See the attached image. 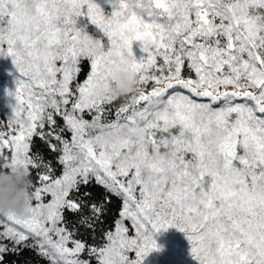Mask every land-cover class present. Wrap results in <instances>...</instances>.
<instances>
[{
  "label": "snow or ice",
  "instance_id": "snow-or-ice-1",
  "mask_svg": "<svg viewBox=\"0 0 264 264\" xmlns=\"http://www.w3.org/2000/svg\"><path fill=\"white\" fill-rule=\"evenodd\" d=\"M105 3L0 0V170L32 195L0 214V264H144L169 229L195 264H264V0Z\"/></svg>",
  "mask_w": 264,
  "mask_h": 264
},
{
  "label": "rangeland",
  "instance_id": "rangeland-1",
  "mask_svg": "<svg viewBox=\"0 0 264 264\" xmlns=\"http://www.w3.org/2000/svg\"><path fill=\"white\" fill-rule=\"evenodd\" d=\"M97 3L104 8L106 13L111 10L105 0H97ZM86 30L94 37L99 35V30L95 26L88 25ZM133 51L137 59L143 55L138 42L134 43ZM16 75L11 59L0 57V119H6L10 114V108L7 105L11 98L7 96L6 90H14ZM156 239L162 250L151 253L145 259L144 264H195L187 239L180 231L176 229L161 231Z\"/></svg>",
  "mask_w": 264,
  "mask_h": 264
},
{
  "label": "clouds",
  "instance_id": "clouds-1",
  "mask_svg": "<svg viewBox=\"0 0 264 264\" xmlns=\"http://www.w3.org/2000/svg\"><path fill=\"white\" fill-rule=\"evenodd\" d=\"M111 78L114 83L109 91L114 98L129 97L140 91L138 80L130 71L114 69ZM30 185L31 180L25 169L10 167L7 171L0 170V214L28 215L32 199Z\"/></svg>",
  "mask_w": 264,
  "mask_h": 264
},
{
  "label": "trees",
  "instance_id": "trees-1",
  "mask_svg": "<svg viewBox=\"0 0 264 264\" xmlns=\"http://www.w3.org/2000/svg\"><path fill=\"white\" fill-rule=\"evenodd\" d=\"M80 79H84V76L81 75ZM111 220V217H109V221ZM91 243V241H90ZM8 260L10 262V264H12V262H15V264H23V262L25 260L28 261V264H45L44 261L39 260L37 257H35L32 253L30 252H25L23 256L17 258L15 256H10L8 257Z\"/></svg>",
  "mask_w": 264,
  "mask_h": 264
}]
</instances>
